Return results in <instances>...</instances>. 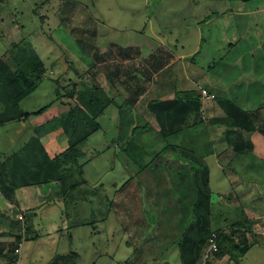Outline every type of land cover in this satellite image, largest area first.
Returning a JSON list of instances; mask_svg holds the SVG:
<instances>
[{
    "label": "rangeland",
    "instance_id": "rangeland-1",
    "mask_svg": "<svg viewBox=\"0 0 264 264\" xmlns=\"http://www.w3.org/2000/svg\"><path fill=\"white\" fill-rule=\"evenodd\" d=\"M19 41L27 48V55L36 53L41 57L46 70L36 90L20 103L22 110L33 113L31 117L0 125V161H5L12 152L22 148L23 143L34 140L39 131L45 129L47 133L42 134L41 141L49 156L52 158L58 151L62 152L70 137L60 127L50 130L53 125L49 122L78 105L89 109L86 114L92 117L97 112L102 127L84 146V161L88 162L83 174L73 172L77 180L87 181L79 188L68 189L74 178H67L66 185L59 181L32 185L20 183L12 191L0 184V264H15V261L17 264H55L59 256L75 259L77 264H124L127 253L132 252L126 239L138 240L140 236L133 234L127 225L132 218L127 217V208L130 214H134V209L142 207L147 219L152 220L153 214L157 220L164 217L158 216L159 211H174L165 199L170 195L167 193L168 169L172 171L178 163L197 168V161H190L193 159L191 155L199 154L205 159L203 154H208L213 146L215 154L205 160L212 176L209 217L204 215L206 211L202 205H195L192 182L197 181V177L171 184L176 195L175 200H170L172 206L184 208L187 215L183 223L188 225V238L183 241L191 237V229L196 227L199 219L197 233L200 238L208 229L216 231L239 220H249L252 229L247 224L245 230L234 233L228 230L233 245L239 247L244 242L251 246L238 262L220 248L214 258L211 255L204 260L206 242L205 247H200H203V253L197 264H207L208 261L211 264H264V210L262 213L260 205L246 204L248 199H242L252 192L257 193V186L264 191V161L242 165L236 161L231 167L217 166V147L213 145L212 136L208 135L212 129L205 122L199 124L201 128H187L166 139L158 130L156 117L147 109L145 102L151 96L142 93V102L134 107L125 106L124 100L130 94L126 84L128 76L122 81L127 72L149 71L150 67L168 61L169 52H173L182 57L179 64L189 74L184 71L181 75H173L172 69L174 72L178 66L175 64L170 68L172 77L168 71L158 72L160 87L167 89L171 81L178 85L186 75L188 79L184 85L189 90L186 92L196 94L201 85L198 82L205 83L204 78L208 77L234 91L232 94L238 101L261 106L264 101L263 0H0V60L6 53V60L12 58L13 46ZM125 59L128 60L125 62ZM118 69L122 79H117V85L105 81L111 72V76L116 77ZM131 82L138 83V80ZM91 84L108 91L110 100L115 101L106 104L101 95V102L90 106L87 89ZM111 85L114 87L110 88ZM79 96H83L82 101ZM45 106L48 109L40 113ZM120 106L124 110L120 111ZM257 124L260 125V119ZM114 127L116 136L110 139L108 135ZM169 144L177 145L179 149L166 150L155 159L152 164L154 177L149 178L145 173L134 175L140 166L153 161L156 154ZM30 150L43 155V148L39 146ZM23 151L22 148L20 153ZM27 154L28 151L21 155ZM222 158L225 165L227 153ZM168 159H171V168L156 166ZM233 169L243 171L246 183H231L227 170ZM262 169L263 175L258 176ZM196 171L201 170L198 167ZM131 176L134 179L123 188ZM3 183L10 184V181ZM64 188L67 189L66 195ZM208 200L206 196L202 203L209 204ZM68 204L69 216L64 212ZM37 206L38 212L33 216L31 210ZM192 208L197 209V214L195 210L194 214H189ZM137 216L142 219L139 213ZM34 220L40 224L37 233L30 225ZM54 220L58 226L52 231L50 225L55 224ZM168 222L169 219L165 221ZM69 224L72 225L70 230ZM144 229L141 227L142 231ZM146 229H151L150 223H146ZM158 230L155 237L158 240L166 238L163 229ZM23 238L25 242L18 254L16 247ZM184 247L183 244L178 247L181 253ZM74 252L79 253L77 259Z\"/></svg>",
    "mask_w": 264,
    "mask_h": 264
},
{
    "label": "trees",
    "instance_id": "trees-1",
    "mask_svg": "<svg viewBox=\"0 0 264 264\" xmlns=\"http://www.w3.org/2000/svg\"><path fill=\"white\" fill-rule=\"evenodd\" d=\"M13 48L14 52L12 54V58H10L12 59V62L9 61L10 59L6 60L7 53L0 60V125H3L6 122L10 121L28 120V118L31 117L33 113L22 110L20 108V103L25 97L36 90L37 85L46 70L44 61L41 59V57L36 53L27 55V48H24L22 46L21 41L15 43ZM143 71V73H146L147 70L145 69ZM130 76L131 77H129L128 80L126 79V84L128 87L127 91H130V94L125 98L124 105L134 107L136 104L135 101H137L138 97L143 93L144 87L140 86L142 85L141 80L140 83L139 81L138 83H132L131 81L133 79L135 80L136 77L132 74ZM96 85L97 84H91L89 89H87V91L89 92L88 94L90 95V106L92 105L93 107L94 105L101 102V95L103 99L106 100V104H108L107 102L109 101H115V99L110 100L111 96L100 87H96ZM137 88L138 90H136ZM79 98H81L80 101L83 100V96H79ZM222 104L227 110L226 116L205 120L202 117L201 98L199 97V95H196L194 92L190 91L183 93L177 92L175 97L170 100H151L148 104V109L156 117L160 128V133L163 134L166 139L187 128L196 127L200 123L206 122L208 125L215 124L225 127V139L234 147L236 153H244V149L249 147V142L244 140L241 128H249L250 130H253L255 128L254 122L249 118L248 111L235 104L233 100H223ZM124 105H122V107ZM92 107L90 108L91 110ZM122 107L120 106V111L124 110ZM47 109L48 106H45L42 110H40V113H44ZM87 111H89V109H85L84 107H82V105H78L77 107L72 108L66 113L60 114L58 115V117L51 119L49 123H51L53 127L51 126L52 129L50 128V130H56L60 127L63 129V132L67 133L70 137V140L64 150H62V152L58 151V154L54 155L52 158L49 156L45 148V144L41 141L42 134L47 133V129H45L44 131L40 130L38 137H36L34 140L30 142L27 141L21 145L23 150L25 151L20 153V150L22 148L19 147L17 150L12 152L10 156H7V159L5 161L1 160L0 184L4 185V188L9 191H12L20 183H24L25 185H32L59 181L63 185H66L67 178H74L70 186L71 188H68L70 190H74L75 187L79 188L81 186V183L86 184L87 181L85 179H83L82 181L77 180L74 177L73 172H75L76 170V172L80 175L83 174L84 166L88 162L87 160L84 161L86 159L84 146L88 142L90 136L100 130L102 127L101 123L97 120V112H94V117H92L86 114L88 113ZM234 127L238 129L235 130ZM133 128H137V126H134ZM233 133L234 138L232 139L230 138V136ZM229 138L233 141H229ZM129 140L131 141V139ZM35 146L43 148V155L40 156V152H36L34 150L29 151L31 147L34 148ZM250 148L252 149V144H250ZM169 149L177 151L179 147L177 145H167L165 148L159 151L158 154H156L153 161L140 166L139 172L134 175L145 173L146 176H149V178L151 175L154 177L155 171L152 170V164H154L155 159L163 154L164 151ZM26 151H28L27 156L21 155ZM198 155L199 154L191 155L193 159L190 157L192 159L190 161H197L198 164L196 166H198L201 171L197 172L196 170H198V167L196 168L195 166H190L188 165V163L182 164L183 166L178 163L170 172V177L168 176L169 186L166 183L165 185H167L169 193L175 194V191L173 190L174 186L171 184H177L176 177L182 176V179H193L197 177V181L194 180L192 182V187L194 188L196 193L195 205H197V207H200V205H202L203 210L205 209L206 211L204 215L209 217L211 210V191L209 190L210 169L208 164L205 162L204 157H201L200 155L199 157ZM170 160L168 159L164 162L162 161L161 164L157 163L156 166L160 167L163 165L162 168L168 169L169 166L171 168L172 164L169 163ZM151 170L154 172L153 174ZM133 179L134 177L131 176L129 180H127L123 184V188L127 186ZM4 181H10V184H4ZM66 190L67 189L64 188L65 195ZM206 196L209 197V204H207L206 201L202 203ZM65 200L68 202L67 198ZM68 206L69 204L65 208L64 212L69 216L70 210L68 209ZM194 210L197 214V209ZM74 211H76V209ZM126 213L127 217H132L129 212ZM199 221L200 219L197 220V224H195L196 227L194 229H191L192 234L191 237L189 236L188 241H183V238H188V235H186L187 228L184 230L182 238L178 240L180 246L182 244H190L189 246H187L189 251L190 249L192 250V248L195 247V249H193V252H195L197 256L187 264H197L196 259H199L198 257L200 252L203 250V247H205L206 242H208V238L211 232L214 231L213 229H208V231L204 233L203 237H198L197 230H199ZM74 223H78L79 225L81 223L84 224L85 222ZM74 223L73 225H75ZM247 224L249 228L252 229V221L239 220L229 227L216 230L220 233L218 241L220 250H223L224 252L228 251L231 254L232 259L237 262L239 261V258L243 256L251 246L247 245L244 242H241L239 247L233 245L230 240L231 236H228V230L229 233H231L232 231V233H234L239 229L245 230L248 229L246 226ZM71 226L72 225L70 224L68 225L69 230ZM196 244H199L200 246L196 247ZM201 246L203 247L200 249ZM2 252H4V249H2ZM73 255L76 256V259L77 257H79V253L77 252H74ZM59 257L60 258L56 257L55 264L78 263L75 261V259L72 260L69 258H63L61 256ZM9 263L12 264V262ZM207 264H211L210 261H208Z\"/></svg>",
    "mask_w": 264,
    "mask_h": 264
},
{
    "label": "crops",
    "instance_id": "crops-1",
    "mask_svg": "<svg viewBox=\"0 0 264 264\" xmlns=\"http://www.w3.org/2000/svg\"><path fill=\"white\" fill-rule=\"evenodd\" d=\"M168 57H169L168 61H165L160 65H156V67L153 66V67L149 68V66H147L149 68V71H146V73H143L144 71L142 72L141 70L137 69L136 71H133V73L127 72L126 76H124L125 78L123 77L124 79L122 81L127 79V76H128V78L131 77L130 76L131 74L133 76L135 75L136 80L139 81V79H141L142 85H140V86L144 87L143 94L144 95L149 94L148 96H151V99L148 98V101L145 102L147 105V109H148V104L151 100H170V99H173L175 97L177 92L189 91V90H187L188 88H186L184 85V82H186V79H188V77L186 75L189 74V71L185 70V68H184V66H182V64H179V60L182 57L177 56L173 52H169ZM139 59H140V57H139ZM126 60H128V59H125L124 61L126 62ZM137 61H138V59H137ZM175 64H178V66L174 69V72H173V69L171 72L173 73V75L176 73H178V75H181L182 72L183 73H184V71L187 72L184 80L182 77L180 79V81H178V85L176 84L175 81H171V84L168 86L167 89L160 87V84H158V82H160L161 80L158 77V72L163 73L165 71H168V73L170 74L169 76L172 77L171 76L172 74L170 72V68L173 67ZM120 73H121V71L119 73H116L117 74L116 77H112L111 76L112 72H111L110 75H107L108 78L107 79L105 78V81H109L110 84L114 83L113 85H117L118 82L115 83L117 81V79H119V80L122 79ZM189 78H191V77H189ZM204 80H205V83L198 82L201 85L196 90V95H199V97L201 98V103H202L201 111H202L203 119L209 120L211 118L226 116L227 110H226L225 106L222 104V101L226 100V99H230V100H233V102L235 104H237L238 106H240L243 109L248 111L249 118L254 122V126H255V128L253 130H250L249 128L248 129L241 128L243 138L245 141L249 142V147L244 149V153H236L234 147L231 144H229V142L225 139V132H224L225 127L215 125V124L208 125L205 122L206 125L208 126V128L210 127L212 129L211 133L210 134L208 133V135L210 137L212 136L211 139H213L212 140L213 145H216V147H217V152L215 155V162L217 163V166H221L222 168L231 167L232 163H234V162L236 163V161H238V163L240 165H242V163H244V164L256 163V162H259V160H261L263 162L264 161V133H263L264 101H263V104L261 106L260 105H254V106L250 105V102L247 104L242 103V102L238 101L237 97H235L234 94H232V93H234V91H229L226 88V85L222 86L218 83V81H210V79H208V77H205ZM148 82L149 83L152 82L151 85H149ZM139 83H140V81H139ZM187 83H188V80H187ZM113 85H111L110 88ZM196 85L199 86L197 83H196ZM186 86H188V84ZM106 87H107V85H106ZM178 87H180L181 89L177 90ZM202 87H206L211 92L216 93L217 94L216 98L212 99V100L203 98L201 93H200V88H202ZM143 94H141L138 97L137 101H135L136 104H138V102L139 103L142 102V99L144 98ZM243 104H246V105L243 106ZM259 119H260V125L257 124V120H259ZM198 127L201 128V126H199V125H198ZM234 129L237 130L238 128L234 127ZM158 130L160 131L159 127H158ZM180 133H183V131H180L175 135H179ZM230 138H232V139L234 138V133L230 136ZM230 138L228 139L229 141L232 140ZM250 144H252V149L250 148ZM213 149H215L214 146H213ZM213 149H209L208 154H206V155L203 154L205 156V160L207 159V156H209L210 154H212V155L215 154ZM199 150L202 151L200 148H199ZM210 151H211V153H210ZM224 153H227V158H228V160L224 158L226 160L225 165L222 164V162H221V160L223 159L222 157H223ZM249 157L253 161H251L249 159ZM246 166H249V165H246ZM148 170H150V169H148ZM170 172H171V170L169 169V171H168L169 177H170ZM242 173H243V171H239L236 169H233L232 171L227 170V177L231 179L230 181H231V183L233 182V185L236 184L237 182L246 183L244 177L242 176ZM257 174H258V176H262L263 175V169L260 170V172H258ZM244 175H246V174H244ZM211 177L212 176H211V172H210V179H209L210 182H211ZM183 180L184 179H182V176L176 177L177 183L181 182ZM257 187H258L257 193L252 192L250 195H248V196H250V198L248 196H246V197L243 196L244 198H242V199H248V202H246V204H251L253 206H255V204L260 205L262 207L261 210L263 213V210H264L263 209V205H264L263 192L264 191L262 188H260V186H257ZM167 193H169V192H167ZM169 194L170 195L165 196V199L168 200L170 207H172V209H175V210L170 211L171 209H169V210H167V212H160L159 211L158 216L164 215V217H159L158 220L156 219V216L154 214H153V220L149 219V218L147 219L146 212H144L142 207L140 208L141 211H140V209H136V210L134 209V211H135L134 214L129 213L132 216V218L130 219V221L127 222V225L129 226V229L131 230V232L133 234H137L140 236H139L138 240H135L132 238H131V240L126 239V243L128 245L127 247L130 248L132 252L127 253V255H126L127 257L123 261L124 264H187L188 262H191L197 256L195 254V252H193V250L190 249V251H189L187 246H189L190 244H187V245L184 244V246L186 247V255H185V249H183L182 253L180 252V249H178V247H180L178 240L182 238V236L184 234V230L188 226L187 224L183 223L185 220V217L187 215H186V211H184V208L180 207L177 209L176 206L175 207L172 206L173 201H170V200L171 199L175 200L176 195H174V193H169ZM212 195H213V192L211 193V196ZM188 199L191 200V197H189ZM40 205H41V203L38 204V206H40ZM38 209H39V207L31 210V214L33 216L36 215L35 213L38 212ZM120 210H123V209L120 208ZM129 210L130 209H127L126 212H129ZM154 211H158V210L155 209ZM138 213H139V215H142V219H140L137 216ZM190 213L194 214L193 208L190 210L189 214ZM165 215L170 216V218L165 217ZM168 219H169V222L165 223V221H167ZM6 220H7V222H10V219L4 218V221H6ZM55 221L56 220H54V222H53L55 224L50 225V228H52V231L57 229V226H58V224ZM145 222L150 223V226H151L150 230L146 229V223ZM30 225H31L32 231L37 233V229L40 227V224L38 223V221L34 220V222H32ZM141 227H143V228L145 227V229L142 231ZM160 228L163 229V231H164L163 233L166 236V238L158 240L157 237H155L154 233H155V231H159L158 229H160ZM173 249L177 250V252L175 253L173 251ZM202 253H203V250L200 252L199 257H198L199 259H196V262L201 261ZM217 253H218L217 251L214 252L212 258H214ZM187 256H190L191 258H189ZM0 262H2V261H0Z\"/></svg>",
    "mask_w": 264,
    "mask_h": 264
},
{
    "label": "built area",
    "instance_id": "built-area-1",
    "mask_svg": "<svg viewBox=\"0 0 264 264\" xmlns=\"http://www.w3.org/2000/svg\"><path fill=\"white\" fill-rule=\"evenodd\" d=\"M201 95L203 98L205 99H215L217 94L214 92H211L209 89L207 88H202L201 89ZM20 217H22L20 215ZM219 236L220 233L217 231H212L209 238H208V243H207V247L205 249V253H204V260L209 259L211 257V255L213 256L214 252L218 251L219 249ZM25 239H20V241L18 242V246L16 247V251L18 252V254H20L22 246L24 245ZM18 261H15V264H17Z\"/></svg>",
    "mask_w": 264,
    "mask_h": 264
},
{
    "label": "water",
    "instance_id": "water-1",
    "mask_svg": "<svg viewBox=\"0 0 264 264\" xmlns=\"http://www.w3.org/2000/svg\"><path fill=\"white\" fill-rule=\"evenodd\" d=\"M116 131H117V129H116V127H114V128L110 131V133H109V135H108V138H110V139L114 138V137L116 136Z\"/></svg>",
    "mask_w": 264,
    "mask_h": 264
}]
</instances>
